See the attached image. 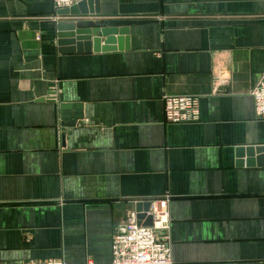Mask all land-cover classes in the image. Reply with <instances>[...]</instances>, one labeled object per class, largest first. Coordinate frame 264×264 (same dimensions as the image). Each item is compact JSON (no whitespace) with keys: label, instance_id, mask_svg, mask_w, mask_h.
Masks as SVG:
<instances>
[{"label":"crops","instance_id":"obj_1","mask_svg":"<svg viewBox=\"0 0 264 264\" xmlns=\"http://www.w3.org/2000/svg\"><path fill=\"white\" fill-rule=\"evenodd\" d=\"M75 6L54 20L52 0H0V263L107 264L135 204L158 200L172 264H264V167L236 165L264 150V0ZM72 22L127 43L59 54ZM163 95L197 97L198 121L166 123Z\"/></svg>","mask_w":264,"mask_h":264},{"label":"built area","instance_id":"obj_2","mask_svg":"<svg viewBox=\"0 0 264 264\" xmlns=\"http://www.w3.org/2000/svg\"><path fill=\"white\" fill-rule=\"evenodd\" d=\"M56 11L70 9L76 0H52ZM61 19L57 14L54 20ZM256 118L264 120V70L250 90ZM164 120L168 124H187L199 119L198 98L192 95H163ZM147 216L151 217V226L138 225L135 214H132L123 230L112 238L111 260L107 264H172L169 245L165 238L158 235L167 230L164 219L165 201H148ZM0 264H65L63 260L33 261L24 263ZM85 264H96L87 260Z\"/></svg>","mask_w":264,"mask_h":264},{"label":"water","instance_id":"obj_3","mask_svg":"<svg viewBox=\"0 0 264 264\" xmlns=\"http://www.w3.org/2000/svg\"><path fill=\"white\" fill-rule=\"evenodd\" d=\"M78 2L82 0H76ZM82 4L79 5V7ZM78 7V6H77ZM58 15L67 16L77 14L76 6L74 5L70 9L61 10L57 12ZM100 24L92 22L88 23H68L57 24L55 27V38L57 39L58 53L59 54H82V53H98V52H110L115 50H122L121 46L114 47L117 42L125 40L127 43L128 30L118 28H105ZM254 147L238 148L236 150V165L240 167H264V150L256 153ZM262 152V153H261ZM255 154L258 157L254 159ZM246 156V160L243 161V156ZM149 202H137L135 204V216L138 225L151 226V217L147 216L149 211Z\"/></svg>","mask_w":264,"mask_h":264}]
</instances>
